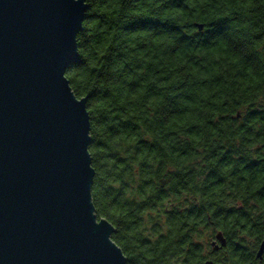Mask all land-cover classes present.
<instances>
[{"label":"trees","instance_id":"obj_1","mask_svg":"<svg viewBox=\"0 0 264 264\" xmlns=\"http://www.w3.org/2000/svg\"><path fill=\"white\" fill-rule=\"evenodd\" d=\"M86 2L65 75L127 264H264V0Z\"/></svg>","mask_w":264,"mask_h":264},{"label":"water","instance_id":"obj_2","mask_svg":"<svg viewBox=\"0 0 264 264\" xmlns=\"http://www.w3.org/2000/svg\"><path fill=\"white\" fill-rule=\"evenodd\" d=\"M87 9L86 0H0V264L128 262L95 212L86 97L65 75L80 59ZM225 243L216 233L214 250Z\"/></svg>","mask_w":264,"mask_h":264},{"label":"flooded vegetation","instance_id":"obj_3","mask_svg":"<svg viewBox=\"0 0 264 264\" xmlns=\"http://www.w3.org/2000/svg\"><path fill=\"white\" fill-rule=\"evenodd\" d=\"M263 254H264V252H263ZM263 254H262V255H263Z\"/></svg>","mask_w":264,"mask_h":264}]
</instances>
